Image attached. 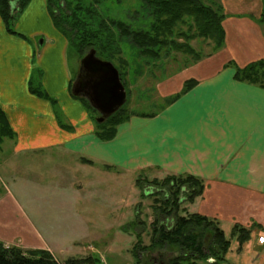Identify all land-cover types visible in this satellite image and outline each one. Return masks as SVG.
<instances>
[{"label":"crops","instance_id":"crops-1","mask_svg":"<svg viewBox=\"0 0 264 264\" xmlns=\"http://www.w3.org/2000/svg\"><path fill=\"white\" fill-rule=\"evenodd\" d=\"M261 1L220 0L225 16L230 15L221 22L223 47L165 77L158 89L168 96L179 93L187 80L194 85L152 115H129L109 140L98 138L76 100L81 97L71 94L73 80L64 65L67 40L53 25L46 0H30L18 22L45 25L32 31L30 45L45 70L46 93L56 96L63 112L62 126L49 102L30 92L31 48H10L8 42L16 44L17 39L0 19V104L18 138L15 150L31 156L28 174L33 180L28 181L39 187L35 179L44 171H38V163L56 158L51 165L54 178L62 182L68 174L72 184L70 192L58 185L28 194L26 207L8 189L0 193V242L23 251H47L61 264L56 254H63L65 245H80L81 238L73 232L82 229V218H74L80 214L73 206L84 187L96 183L90 178L94 170L104 176L102 182L115 171L128 177L141 172L196 177L203 187L186 212L216 221L224 232L235 225L251 230L250 240L238 252L250 247L253 233L256 243H263L264 86L235 78L237 69L264 61V24L258 21ZM70 219L75 222L68 228L71 239L64 233ZM88 223L87 229L92 221ZM86 244L92 251L91 243Z\"/></svg>","mask_w":264,"mask_h":264},{"label":"rangeland","instance_id":"rangeland-1","mask_svg":"<svg viewBox=\"0 0 264 264\" xmlns=\"http://www.w3.org/2000/svg\"><path fill=\"white\" fill-rule=\"evenodd\" d=\"M82 1L84 3L95 1L94 7L98 11V17H108L128 23L132 29L148 30L150 27L152 18L149 15V9L142 0ZM201 1L207 5L220 6V11L224 15V18L230 16H225L220 0ZM23 9L15 14L14 32L10 36L16 38L17 41L16 44L13 43L15 42L14 40H12V44L8 42L10 48L24 49L26 46L31 48L30 38L34 34L32 31L36 28H45V25L41 24V22H35L26 26L20 24L18 18L22 14ZM260 9L262 10V6ZM185 28L186 26L182 25L178 30L184 31ZM40 40L41 38L39 37L38 42ZM178 41L182 42V39L178 38ZM190 45L202 58L212 54L211 43L208 41L195 39L190 41ZM117 48L120 52L113 58V63L110 62L119 69L124 80L126 102L123 105V109L128 115H149L160 111L163 108L165 100L172 95L162 96L159 93V85L165 77L167 78L182 68L184 69V67L195 63L192 62L193 59L188 55H183L181 52L167 47L159 46L155 48L158 51L159 58L154 60L141 57L138 54L137 48L126 40H122L117 45ZM98 56L101 57V54H98ZM28 58L31 64L29 70L30 87L41 92V96L38 95V97L49 102L56 121L62 126L65 123L63 119L64 115L56 101V96L47 94L43 86L45 70L39 65V56L36 48H31ZM79 62L80 59L74 49L66 46L64 65L67 74L71 75L73 81L77 77ZM76 100L81 102L84 114L95 125V120L98 116L97 112L88 107L82 98ZM0 107H2V104H0ZM18 145V138H16L15 133L14 135L8 134L0 138V193H4L5 189H8L26 207L27 195L37 190L47 192V190L57 188L58 185L60 187L62 185L60 190L65 192L72 190L70 175L66 174L67 178L62 182L58 181L57 177L54 178L55 174L51 165L55 163H52V161L56 158H52L50 161L43 158V162L38 163L40 165L38 171H44V173L42 176L36 177L35 181L43 187H35L28 181L33 180L30 175L31 173L28 174V163L31 156L28 151L18 153L15 150L19 147ZM96 167L101 172H104L102 166L97 165ZM32 174L34 173L32 172ZM101 177L104 178V176H100L96 171H92L90 178H94L96 183L92 184L90 188L84 187V190L81 191V199L73 206L76 213L80 214L78 216L75 215L74 218H82V229L79 230L78 228L73 232L74 236L81 238V241L80 245L71 246L72 248L65 245L63 254H56L61 264H64L65 260L69 258L79 259L87 256L97 260L94 263L84 264H137L134 252V247L138 242L137 234L139 235L140 245L148 246L151 243L152 222L157 219L159 224H164L168 227L173 221L172 214L167 217L168 220H162L160 216L157 217V213H154L153 197L151 194L156 189L153 188L152 184L148 183L152 178L161 180L165 176L153 177L149 172H141L135 175L131 174L128 177L127 175L117 174L115 171L114 175L107 182L104 180L102 182ZM138 178L142 189L135 184ZM142 179L147 181L145 182ZM144 191L150 194L148 195ZM45 197L48 198L49 193L45 194ZM157 197L160 198L161 196ZM39 200H41L40 197ZM187 205L188 202L183 201L178 208V216L189 214V212H186ZM115 208L117 212H115ZM70 215L73 217V214ZM70 215L65 216L68 217ZM56 217L59 216L56 214ZM89 221H92L91 228L89 226V229H87ZM74 223L73 220H68L66 231L64 232L67 238L71 239L73 237L68 228L75 226ZM225 234L230 239L231 245L224 262L220 263L206 258L190 257L189 260L182 261V264H190L192 262H195V264H264V242L256 243L254 235L256 233H253L251 236L250 247L247 246L241 252H238L237 242L231 236V232L225 230ZM208 240H210V235L205 232V244H207ZM85 242L91 243L90 245H92L91 247L94 251H90ZM181 254L179 249L165 247L161 249L156 248L151 251H139L138 256L141 261L150 258L146 264H167L169 259L178 257Z\"/></svg>","mask_w":264,"mask_h":264},{"label":"trees","instance_id":"trees-1","mask_svg":"<svg viewBox=\"0 0 264 264\" xmlns=\"http://www.w3.org/2000/svg\"><path fill=\"white\" fill-rule=\"evenodd\" d=\"M29 1L0 0V19L7 33L14 32L15 14L25 8ZM142 1L149 9V15L152 18L148 30L132 29L128 23L108 17H98V11L94 7L95 1L84 3L82 0H46V6L53 25L65 37L67 45L74 49L79 59L87 51L94 49L97 56L101 54V57L98 56L99 58L112 62L120 52L117 45L122 40H126L136 47L141 57L153 60L159 58L155 48L160 46L179 51L183 55L191 57L192 62H196L202 56L190 45V41L195 39L210 42L212 53L223 47L224 31L221 22L224 15L220 11V6L207 5L201 0ZM258 21L264 23V0H262V10ZM182 25L186 26L185 30H178ZM178 38L182 39V42H179ZM118 72L124 85L119 69ZM235 78L264 86V61L253 62L242 69H237ZM194 83L193 80H187L181 91L168 97L162 107L172 103L190 89ZM29 89L31 93L41 96V92L32 89L30 83ZM82 99L88 107H91L85 98ZM91 109L93 108L91 107ZM128 117L129 115L122 107L104 122H95L98 138L101 140L111 139L115 135L116 127ZM14 133L9 120L0 107V138L8 134L14 135ZM82 161L90 163L86 159H82ZM148 183L156 189L151 194L154 213H157V217L160 216L162 220H168L167 217L172 214L173 221L167 227L164 224H159L155 219L151 224V243L148 246L140 245L137 234L138 242L134 247L136 263L146 264L150 260L148 258L141 261L138 256L139 251H151L165 247L179 249L182 253L178 257L169 259L167 264H182V261H187L190 257L210 258L215 262H224L231 241L218 223L198 214L177 215L178 208L183 201L190 203L200 194L203 187L202 181L190 175H166L161 180L152 179ZM135 184L142 189L139 178ZM159 195L160 198L157 197ZM205 232L210 235L207 244L204 242ZM250 233L249 229L233 226L231 236L235 238L238 250H241L243 245L250 240ZM96 260L90 256L79 259L69 258L65 260L64 264L94 263ZM0 264L59 263L47 251H23L17 247H5L0 242ZM190 264H195V262Z\"/></svg>","mask_w":264,"mask_h":264},{"label":"water","instance_id":"water-1","mask_svg":"<svg viewBox=\"0 0 264 264\" xmlns=\"http://www.w3.org/2000/svg\"><path fill=\"white\" fill-rule=\"evenodd\" d=\"M80 73L72 85L73 96H84L104 122L126 102V91L117 68L108 60L99 58L94 49L80 59Z\"/></svg>","mask_w":264,"mask_h":264},{"label":"built area","instance_id":"built-area-1","mask_svg":"<svg viewBox=\"0 0 264 264\" xmlns=\"http://www.w3.org/2000/svg\"><path fill=\"white\" fill-rule=\"evenodd\" d=\"M262 240V238H259V241H261Z\"/></svg>","mask_w":264,"mask_h":264}]
</instances>
